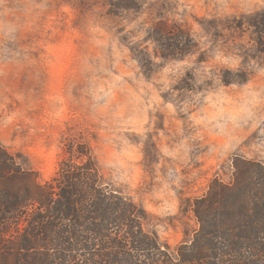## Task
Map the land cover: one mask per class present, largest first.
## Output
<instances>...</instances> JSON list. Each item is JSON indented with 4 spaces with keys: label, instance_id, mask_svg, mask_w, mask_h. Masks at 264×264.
<instances>
[{
    "label": "rangeland",
    "instance_id": "rangeland-1",
    "mask_svg": "<svg viewBox=\"0 0 264 264\" xmlns=\"http://www.w3.org/2000/svg\"><path fill=\"white\" fill-rule=\"evenodd\" d=\"M119 3L0 0V145L44 183L87 143L175 254L211 183L264 165V0Z\"/></svg>",
    "mask_w": 264,
    "mask_h": 264
},
{
    "label": "trees",
    "instance_id": "trees-1",
    "mask_svg": "<svg viewBox=\"0 0 264 264\" xmlns=\"http://www.w3.org/2000/svg\"><path fill=\"white\" fill-rule=\"evenodd\" d=\"M254 26L264 45V18ZM192 210L199 229L174 254L144 229L146 211L106 182L87 143L65 140L44 183L0 145V264H264L263 164L236 159L233 182L214 180Z\"/></svg>",
    "mask_w": 264,
    "mask_h": 264
}]
</instances>
